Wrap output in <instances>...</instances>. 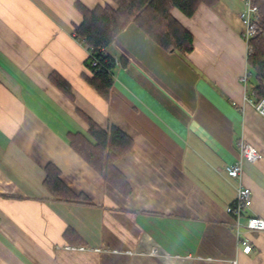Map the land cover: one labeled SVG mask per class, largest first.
<instances>
[{
  "label": "crops",
  "instance_id": "1",
  "mask_svg": "<svg viewBox=\"0 0 264 264\" xmlns=\"http://www.w3.org/2000/svg\"><path fill=\"white\" fill-rule=\"evenodd\" d=\"M78 3L114 5L0 0V264H264V230L238 232L227 210L239 180L225 167L245 139L261 157L243 161L252 204L241 220L264 217V116L244 99L254 80L242 0L201 3L191 16L173 7L193 34L187 52L166 50L130 21L104 49L114 61L107 95L90 81L74 33ZM91 122L131 138L114 159L129 187L75 149L97 143ZM49 165L87 202L53 194Z\"/></svg>",
  "mask_w": 264,
  "mask_h": 264
},
{
  "label": "trees",
  "instance_id": "2",
  "mask_svg": "<svg viewBox=\"0 0 264 264\" xmlns=\"http://www.w3.org/2000/svg\"><path fill=\"white\" fill-rule=\"evenodd\" d=\"M259 7L261 13V27L264 31V0H252ZM110 3L98 4L94 8H88L78 3L77 7L83 15L80 24L75 25L76 37L93 48V55L100 61L99 68L91 67L90 58L87 65L93 72L90 81L107 95L112 84L111 69L114 61L104 52L117 34L130 22H136L151 38L169 51L187 52L193 48V34L182 25L172 14L173 7L179 8L183 13L191 16L201 3L214 6L218 0H113ZM252 50L248 53L247 61L251 72L254 73L253 97L255 100L264 97V33L250 39ZM60 85L65 82L56 76H52ZM91 134L97 139V143L91 144L85 138V146L81 148L75 143L78 150L93 166L102 169L105 177L117 186L129 187L123 175L115 167V157L129 149L131 138L117 127L111 129L110 135L91 122ZM100 145V151L104 158L98 156L94 149ZM45 186L60 198H71L86 201L84 195H76L70 192L67 185L59 177V171L54 165L47 167Z\"/></svg>",
  "mask_w": 264,
  "mask_h": 264
},
{
  "label": "built area",
  "instance_id": "3",
  "mask_svg": "<svg viewBox=\"0 0 264 264\" xmlns=\"http://www.w3.org/2000/svg\"><path fill=\"white\" fill-rule=\"evenodd\" d=\"M242 2L244 6L239 11V17L245 25L243 37L247 42L249 53L252 50L249 44L250 39L257 36L259 33H264V31L261 27V13L259 11V7L254 4L252 0H242ZM86 47L88 50V57L90 58L91 67L98 69L101 60L93 55V48L91 46L86 45ZM242 79L246 83L248 81V73H245L242 76ZM244 99L246 102L251 103L259 114L264 116V97L255 100L253 98V94L247 91L244 95ZM260 157L261 153L257 147L244 139L240 142V158L237 161L226 165L225 167L229 177L237 178L239 180V184L236 186L235 200L227 207L228 212H231L235 215L234 224L236 225L238 232L242 227H246L247 229L251 230H264V217L259 215H249L244 223L241 220V215L243 214L244 210H247L252 204V191L249 187L245 186L241 180L243 173V161H256ZM65 248L68 250L79 251L89 250V248L84 245H66ZM93 250L99 251L103 249L94 247ZM242 250L247 253L250 252L252 250V245L250 242L246 241ZM151 253L157 254V247H152ZM187 256L190 257L191 255L189 254ZM231 262L233 264H237L238 261L237 259H232Z\"/></svg>",
  "mask_w": 264,
  "mask_h": 264
},
{
  "label": "rangeland",
  "instance_id": "4",
  "mask_svg": "<svg viewBox=\"0 0 264 264\" xmlns=\"http://www.w3.org/2000/svg\"><path fill=\"white\" fill-rule=\"evenodd\" d=\"M244 5H242V7H243ZM242 9V8H241ZM240 9V10H241ZM254 72L252 71V75H251V77L254 79V74H253ZM99 156L101 155L100 153H97Z\"/></svg>",
  "mask_w": 264,
  "mask_h": 264
}]
</instances>
